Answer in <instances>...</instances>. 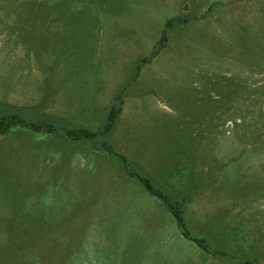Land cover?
Listing matches in <instances>:
<instances>
[{
  "label": "rangeland",
  "instance_id": "obj_1",
  "mask_svg": "<svg viewBox=\"0 0 264 264\" xmlns=\"http://www.w3.org/2000/svg\"><path fill=\"white\" fill-rule=\"evenodd\" d=\"M0 114V264H264V0H0Z\"/></svg>",
  "mask_w": 264,
  "mask_h": 264
},
{
  "label": "trees",
  "instance_id": "obj_2",
  "mask_svg": "<svg viewBox=\"0 0 264 264\" xmlns=\"http://www.w3.org/2000/svg\"><path fill=\"white\" fill-rule=\"evenodd\" d=\"M173 23H174V21H170V23L168 24L169 27H171ZM167 39H168L167 35L165 34L163 36L161 42H160V49L165 47V43L167 42ZM158 52H156V54H158ZM118 100L122 101L121 99H118ZM121 110H122V105H120L119 107H116V106L113 107L112 111L110 112L109 124L106 126L105 130L103 131V134H107L108 132H110L113 129V127L115 125L116 118L121 113ZM16 127L26 128V129H30V130H33L36 132H45V131L46 132H53V131H56V129L52 125L27 124L26 122L21 120L16 115L3 116L0 114V136L6 135L7 133H9V131L11 129L16 128ZM68 134L70 137H73V138H81V137L94 138V137H96V133H90L88 131H83V130L79 131L78 133L77 132H69ZM122 159L125 161L124 157H122ZM140 179L151 195L160 198L161 200H163L168 205L171 213L176 218L178 225L181 228H184V218L182 216V213L178 209H176L160 191L156 190L148 179H145V178H140Z\"/></svg>",
  "mask_w": 264,
  "mask_h": 264
}]
</instances>
